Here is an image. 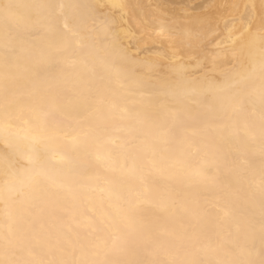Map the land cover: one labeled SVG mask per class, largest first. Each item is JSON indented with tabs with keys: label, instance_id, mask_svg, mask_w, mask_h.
Masks as SVG:
<instances>
[{
	"label": "bare ground",
	"instance_id": "obj_1",
	"mask_svg": "<svg viewBox=\"0 0 264 264\" xmlns=\"http://www.w3.org/2000/svg\"><path fill=\"white\" fill-rule=\"evenodd\" d=\"M60 2L81 6L68 23L80 29L84 47L73 41L60 49L63 21L50 30L48 10L31 7ZM8 3L21 5L14 11L22 21L11 41L15 53L6 60ZM245 4H255V11ZM259 5L260 0H0V124L10 125L0 132V237L10 226L38 259L106 264L122 258L114 246L127 237L126 220L118 214L125 211L145 226L127 237L143 259L226 264L251 250L250 258L259 260V95L253 92L233 111L215 91L216 83L233 74L236 58L232 45L212 42L226 35L225 22L232 19L239 29L252 18L255 31ZM203 35L208 39H198ZM38 102L52 106L42 126L30 110ZM26 134L42 137L41 157L63 188L41 191L34 183L19 196L4 191L10 180L3 171L5 155L25 164L20 150ZM136 137L144 144L136 172L129 174L132 161L118 146ZM89 219L95 230L87 226ZM20 255L30 258L27 251Z\"/></svg>",
	"mask_w": 264,
	"mask_h": 264
},
{
	"label": "snow or ice",
	"instance_id": "obj_2",
	"mask_svg": "<svg viewBox=\"0 0 264 264\" xmlns=\"http://www.w3.org/2000/svg\"><path fill=\"white\" fill-rule=\"evenodd\" d=\"M113 7H122L121 4H113ZM21 7L16 4L3 5V31L5 35V58L15 53V49L11 47V41L15 38L13 33L19 27L22 21L14 9ZM31 7L47 9L50 17V30H55L60 21H63L64 32L60 37V49L66 48L73 41L78 47H84V38L81 36V31L75 26H70L69 18L78 16V9L81 7L72 3H48L40 4ZM245 9L250 13L256 9L255 4H245ZM260 22L258 27L253 31L252 18L247 19L245 25L239 29L235 28L236 19L225 22L226 35L223 37L217 36L212 42L217 46L232 45V52L235 56V64L231 66L234 72L230 76H226L224 80L214 85L215 91L223 94V97L230 101V106L233 111H240L245 97L250 96L253 92L258 91L260 104V138L264 142V0H260L259 5ZM198 39L207 40V35L198 36ZM258 41V47H257ZM258 80V84L256 81ZM167 82V78H165ZM179 87V80H177ZM34 112L35 118L38 120L40 126L46 121L48 116L52 114V106L49 105L47 109L42 102H38V106L31 108ZM66 118H71L70 113H63ZM27 122V121H25ZM10 125L7 123L0 124V132H7ZM25 143L23 149L18 144L15 146L16 150H20L21 157L26 160L25 164H19V161H14L7 154L3 161L4 174L10 177V180L5 181L4 191L11 196L16 193L19 196L23 192L25 185L32 186L34 183L41 189L46 191L48 186L56 188H63L64 185L59 184L55 177L51 174L49 167L44 163L39 145L42 143V137L39 135H25L21 138ZM7 142V141H6ZM144 144L141 137H136L134 140L126 141L119 145L121 153L126 160H131L132 165L128 168L129 174L136 172V162L141 158L140 146ZM60 160L64 157L60 156ZM19 164L17 167L16 165ZM19 185V187H18ZM103 191V189H101ZM261 196L264 197V176H262L260 186ZM80 197L87 198L88 193H79ZM126 220V227L128 229L127 237H135L140 234L145 227L135 222L128 212H118ZM92 230H95L89 219L87 225ZM118 245L114 246V250L122 257L120 259L107 261L106 264H166L164 261L146 260L143 259V251L138 247L135 240L130 241L128 238ZM2 245H0V264H92L87 260H42L35 257V255L25 248L23 240L17 236L9 226L7 231L0 237ZM27 251L30 258H22L20 253ZM252 251L242 250L237 254L236 259L226 262V264H264V232L261 236V251L260 259H252ZM171 264H177L172 261Z\"/></svg>",
	"mask_w": 264,
	"mask_h": 264
}]
</instances>
